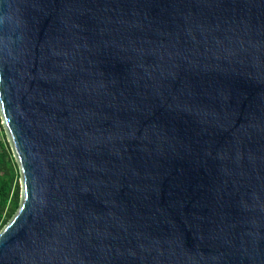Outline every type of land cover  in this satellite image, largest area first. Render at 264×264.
<instances>
[{"label": "water", "instance_id": "water-1", "mask_svg": "<svg viewBox=\"0 0 264 264\" xmlns=\"http://www.w3.org/2000/svg\"><path fill=\"white\" fill-rule=\"evenodd\" d=\"M0 123V264H264V0H0Z\"/></svg>", "mask_w": 264, "mask_h": 264}, {"label": "trees", "instance_id": "trees-1", "mask_svg": "<svg viewBox=\"0 0 264 264\" xmlns=\"http://www.w3.org/2000/svg\"><path fill=\"white\" fill-rule=\"evenodd\" d=\"M0 229L18 208L19 172L0 123Z\"/></svg>", "mask_w": 264, "mask_h": 264}, {"label": "rangeland", "instance_id": "rangeland-1", "mask_svg": "<svg viewBox=\"0 0 264 264\" xmlns=\"http://www.w3.org/2000/svg\"><path fill=\"white\" fill-rule=\"evenodd\" d=\"M1 140H3V137L1 136V138H0Z\"/></svg>", "mask_w": 264, "mask_h": 264}]
</instances>
